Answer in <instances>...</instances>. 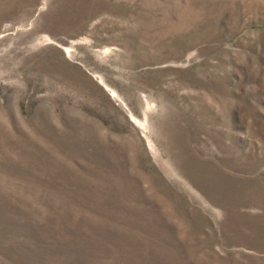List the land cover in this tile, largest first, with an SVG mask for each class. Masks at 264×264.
I'll use <instances>...</instances> for the list:
<instances>
[{"label":"rangeland","instance_id":"1","mask_svg":"<svg viewBox=\"0 0 264 264\" xmlns=\"http://www.w3.org/2000/svg\"><path fill=\"white\" fill-rule=\"evenodd\" d=\"M0 264H264V0H0Z\"/></svg>","mask_w":264,"mask_h":264}]
</instances>
